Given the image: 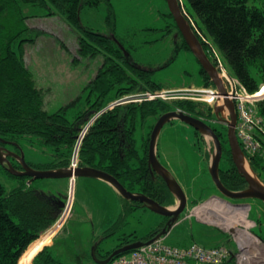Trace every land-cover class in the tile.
Returning <instances> with one entry per match:
<instances>
[{"label":"trees","instance_id":"trees-1","mask_svg":"<svg viewBox=\"0 0 264 264\" xmlns=\"http://www.w3.org/2000/svg\"><path fill=\"white\" fill-rule=\"evenodd\" d=\"M252 1L255 0H184L183 8L206 53L209 47L215 48L223 58L229 75L237 79L248 94L255 95L264 90V9L250 4ZM22 3L44 8V17H61L77 30L81 58L103 56L105 59L92 82L85 88L88 92L86 107L72 120L68 112L75 103L52 113L45 109L43 90L38 87L35 75L24 58L26 45L34 44L44 32L29 27L27 20L30 17L24 13ZM101 3H106L109 8L108 35L84 26L80 18L83 8H96ZM115 22L110 0H0V139L10 143H0L1 146L11 145L20 154L22 142H26L33 148L46 149L51 157L49 162L28 163L33 168H66L70 166L80 135L78 125L87 115L100 112L114 100L125 101L134 95L167 91L153 80L154 70L151 67L140 65L131 49L121 40H115ZM174 27L178 29L176 22ZM182 47L189 48L185 40ZM200 75L202 87H214L201 64ZM175 110L203 119L211 127L214 122L213 129L223 144L222 160L227 162V166L220 170L221 181L232 191L246 189L247 182L232 160L227 127L222 125L221 130L218 128L220 121L213 105L189 99L159 97L121 103L104 111L92 123L82 141L79 166L111 174L128 191L144 194L162 205L174 204L175 197L164 179L151 173L148 153L151 133L157 121L165 113ZM257 111L264 120V99L257 102ZM13 165L22 169L21 165ZM250 165L264 179L263 159L251 158ZM7 174L19 183L10 192L0 183V264H19L31 244L58 221L67 206L68 194H48L35 187L39 180L29 183V177ZM122 200L118 221L94 241L97 259L106 260L115 250L127 244L148 242L166 227L168 219H164L158 228L146 236L126 235L116 249L100 254L97 245L99 240L117 233L132 212L147 208L140 202ZM79 259L82 257L79 256ZM90 263L96 264L94 259ZM34 264L66 263L56 259L45 247L35 257ZM223 264H235V260L231 257Z\"/></svg>","mask_w":264,"mask_h":264},{"label":"rangeland","instance_id":"rangeland-1","mask_svg":"<svg viewBox=\"0 0 264 264\" xmlns=\"http://www.w3.org/2000/svg\"><path fill=\"white\" fill-rule=\"evenodd\" d=\"M180 2L184 5L183 0ZM110 3L116 17L117 39L115 40L119 39L125 43L140 65L154 70L152 74L154 81L165 87L167 91L204 88L200 87L203 81L200 75V63L190 48L182 47L184 38L174 27L175 20L170 16L167 0H110ZM250 4L264 9V0H255ZM22 6L24 13L30 17L27 20L29 27L44 32L34 44L26 45L24 58L35 75L38 87L43 90L45 109L52 113L63 106L75 103L68 112V117L72 120L86 107L88 92L85 88L92 82L105 59L103 56L94 59L81 58L78 52L80 35L77 30L61 17H44L46 13L44 8L24 3ZM108 15V6L106 3H101L96 8H83L80 18L84 26L108 35ZM195 87L199 89H188ZM121 101L123 100H114L100 112L87 115L78 125L79 134L88 132L92 126L89 125L91 122L95 123L105 109L111 110L113 105ZM222 125L226 127L222 123L217 124L220 130ZM138 129L140 130V127ZM223 129L226 131V128ZM209 146L214 150V143L209 135L200 136L193 127L180 120L168 122L158 137V158L173 173L188 200L187 209L163 240L167 245L181 248L195 242L204 247L228 246L235 254L238 245L232 229L225 230L222 227L223 231L217 226L218 223H214L215 221L211 222L209 218L193 215L196 214L193 210L195 207L197 209L218 198L215 203L225 212L237 214L241 217V222H247L246 208L228 207L225 203L226 199H220L221 194L213 183L205 159V152ZM4 147L8 152L17 153L11 145ZM22 151L27 163L49 162L51 158L46 149L33 148L26 142H22ZM12 159V164L20 165L18 160ZM220 166L224 169L227 162L223 159ZM7 172H9L7 168L0 163V183L7 192H10L19 181L10 177ZM261 179L264 182V179ZM76 181L78 183L74 179H41L35 183V187L52 195H64L69 189L71 190L67 203V205L71 204V211L65 217L67 222L63 233L55 239L53 255L66 264H92L90 262L93 259L94 241L101 238L118 221L122 201L118 192L101 180L78 178ZM228 201L250 206L251 232L262 240L260 244L262 247L257 246L259 249L249 253L250 264H259L260 260L264 263V203L257 199ZM167 206L176 205L174 203ZM164 219L166 218L149 208L135 210L117 233L99 240L97 244L99 253L104 254L116 248L126 235L135 234L137 237H143L149 234L158 228ZM235 222V218L231 215L227 222L224 220L222 224H231V227L237 230L239 226ZM58 229L59 226L54 225L41 237L46 238L51 232L50 238ZM235 235L240 239L237 234ZM35 245H31L27 250L21 264ZM79 256L82 259H79Z\"/></svg>","mask_w":264,"mask_h":264},{"label":"water","instance_id":"water-1","mask_svg":"<svg viewBox=\"0 0 264 264\" xmlns=\"http://www.w3.org/2000/svg\"><path fill=\"white\" fill-rule=\"evenodd\" d=\"M170 13L174 17L176 25L183 36L185 42L189 48L194 52L197 60L203 67V69L208 73L213 84L218 91L220 97L213 105L214 112L218 117L220 123H223L227 127V136L229 141V146L231 149V156L234 165L236 166L239 174H241L246 182L247 188L240 191H232L227 189L221 181L220 170H221V161L223 158V147L222 143L214 131L206 122L201 119L194 118L184 112L173 111L168 112L162 115L154 126L149 143V153H148V162L151 169V173L158 174L161 176L167 184L169 191L175 197V207L164 206L154 199L140 193H133L127 190V188L119 182L113 175L106 172L100 171L96 168L91 167H77L73 169L72 167H66L55 170H37L30 166L25 160V154L23 151H20V154L8 152L4 146L0 145V163L7 168L10 174L16 177H29L31 178L29 183H32L34 180H43V179H78V178H93L101 180L118 192V194L128 200L133 202H140L147 206L151 211L165 217L170 218L166 227L158 234L155 238L148 242H136L133 244H127L121 248L115 250L112 255L106 259L101 260L97 259L95 256V248L93 252V259L96 264H109L114 258L119 257L122 254L129 253L132 250L139 249L143 246L149 245L155 241L164 239L168 235L169 231L175 225L177 220L182 216L184 211L187 209V196L184 189L181 187L175 176L160 162L157 155V140L160 136V133L163 127L172 120H180L189 126L193 127L197 132L201 133L204 137L206 134L209 135L214 143V150L209 146L210 150V166L209 172L211 174L212 180L216 185V188L222 195L220 199L226 201L236 200V199H257L264 203V182L258 176L257 173L253 171L250 165V160L246 157L242 147L238 141L236 134V125H237V112L235 103L232 99L229 98V89L226 86V81L222 76L218 68L213 64V62L208 57L201 41L193 31L191 25L187 21L179 0H167ZM186 93V92H180ZM261 98V97H258ZM1 144H10L5 140L0 139ZM10 158H15L19 161L22 169L18 170L12 164ZM247 166L251 169L250 174L247 171ZM196 210V209H195ZM194 210V211H195ZM193 214V210H192ZM191 213L189 216L192 215ZM195 215V214H193ZM226 232V231H225ZM233 232V231H232ZM234 234V233H233ZM261 239V238H260Z\"/></svg>","mask_w":264,"mask_h":264},{"label":"built area","instance_id":"built-area-1","mask_svg":"<svg viewBox=\"0 0 264 264\" xmlns=\"http://www.w3.org/2000/svg\"><path fill=\"white\" fill-rule=\"evenodd\" d=\"M203 39L207 43L209 42L206 38ZM207 53L213 58L216 67L221 72L229 86V98L235 103L238 118L236 134L242 150L249 160L251 158H262L264 162V120L257 111V102L264 99V96L258 98L256 94H248L237 79L228 76L220 55L213 47H209ZM160 97L166 99L168 97V99L196 100L214 105L220 95L215 88L211 87L199 90L165 91L162 92ZM85 135L86 132L80 133L77 138V143L73 150L70 162V167L73 169L79 166V151ZM225 203L226 206L231 208H246L247 222H241L240 217H238L237 214H230L223 215L221 217L223 222L220 220V223H218L217 226L222 230L223 228L225 230H227V228L233 230L234 228L231 227V224H222L224 223V220L227 222L228 218L233 215L236 220L235 223L238 222L239 228L237 230L252 234L257 239V243H254L255 247H253L254 244H251L250 242L248 246L246 244L243 246L242 242L235 234L234 238L238 245V251L235 254L228 246L204 247L198 243H193L188 247L181 248L167 245L164 240L161 239L129 253L120 255L110 264H223L231 257L234 258L235 264H250L251 255H249V253L262 247V245H260L262 240L256 234L251 232L252 221L250 219V206L245 204H233L229 201H226ZM70 211V204H68L56 222L57 226H62L65 220H67L65 217L70 214ZM195 215L197 216V214ZM261 261L262 260L259 261V264H264Z\"/></svg>","mask_w":264,"mask_h":264},{"label":"bare ground","instance_id":"bare-ground-1","mask_svg":"<svg viewBox=\"0 0 264 264\" xmlns=\"http://www.w3.org/2000/svg\"><path fill=\"white\" fill-rule=\"evenodd\" d=\"M179 3L181 5V9L183 11V14L185 15V17L187 19V15L185 14V11H184V8H183V3L180 2V0H179ZM187 21L189 22L188 19H187ZM189 24L191 25L190 22H189ZM191 27H192V25H191ZM192 29H193V27H192ZM193 31H194V29H193ZM161 94L162 93H160V94H149V93H147V94H144V95H134L132 97H129L128 100L121 101V103L122 104H127V102H142L144 100H154L155 98H159ZM256 95H257V97L263 96L264 95V90L258 92ZM195 97H197V96H195ZM121 103H117V104L113 105V107L116 106V105H119ZM109 109L110 108H107V109H105V111H107ZM89 125H92V122ZM222 147H223V144H222ZM230 151H231V149H230ZM246 168H247V171L250 174L253 175V173L251 172V169L247 166V164H246ZM68 193H70V195H71V190L70 189L68 190ZM216 199H218V198H215L210 203H208L206 205H203L201 207H198L196 209L195 213L198 215L199 218H203V217L204 218H207V219L209 218L211 222H214L215 221L214 223H220V220L223 222V220L221 219V217L223 215H230L229 213L225 212L218 204L215 203L217 201ZM214 205H215V207H214ZM166 219L169 220L170 218H166ZM240 220H241V217H240ZM233 233L234 234H237L240 237V241L242 242L243 246H244V244H246L248 246L249 242L251 244L257 243V239L252 234H247L245 232H241V231L236 230V229H233ZM112 261H111V263H112Z\"/></svg>","mask_w":264,"mask_h":264},{"label":"crops","instance_id":"crops-1","mask_svg":"<svg viewBox=\"0 0 264 264\" xmlns=\"http://www.w3.org/2000/svg\"><path fill=\"white\" fill-rule=\"evenodd\" d=\"M184 1V0H183ZM209 41V40H208ZM215 49V48H214ZM216 50V49H215ZM217 51V50H216ZM218 52V51H217ZM208 54V53H207ZM219 54V53H218ZM209 55V54H208ZM220 55V54H219ZM210 56V55H209ZM211 57V56H210ZM220 57H221V55H220ZM212 58V57H211ZM213 59V58H212ZM221 60H222V62H223V64H224V66H225V63H224V61H223V58L221 57ZM215 63V62H214ZM225 69H226V72H227V74H228V76H230L229 75V73H228V71H227V68H226V66H225ZM231 77V76H230ZM233 78V77H232ZM235 79V78H234ZM226 86L228 87V89H229V86H228V84L226 83ZM200 87L202 88V85H200ZM212 88H215L216 89V87H215V85H214V87H212ZM188 89H199V88H188ZM225 125V124H224ZM207 153V154H206ZM209 154V155H208ZM158 155V154H157ZM208 156H209V158H208ZM205 159H206V161H207V165H208V167L210 166V150H209V147L207 148V151L205 152ZM172 173V172H171ZM173 174V173H172ZM100 181V180H99ZM75 182L76 183H78L76 180H75ZM105 183V182H104ZM214 183V182H213ZM107 184V183H106ZM111 187V186H110ZM113 188V187H112ZM116 191V190H115ZM68 193V192H67ZM116 193V192H115ZM70 198V193H68V195H67V200ZM119 199L122 201V203H123V200H122V197L119 195ZM70 207H71V204H70ZM121 209H122V207H121ZM196 209V207L193 209V210H195ZM122 211V210H121ZM120 211V212H121ZM66 222H67V220L62 224V226H60L59 227V229L56 231V233L52 236V237H50L49 238V236L51 235V232H50V234L49 235H47L46 236V238H44L45 236H43V237H41L39 240H37V241H35L33 244L35 245L36 243H37V245H35L34 247H32L30 250H29V252L26 254V256H25V261H24V263L23 264H34V259H35V257L39 254V252H41L45 247H48L49 248V250L53 253V249H54V247H55V239L58 237V235L61 233H63V231H64V229H65V225H66ZM55 225H56V223H55ZM52 229V228H51ZM50 229V230H51ZM55 232V231H54ZM170 232V231H169ZM146 236V235H145ZM144 237V236H143ZM166 237V236H165ZM47 238H49L48 240H47ZM33 244H31V245H33ZM114 249H116V248H114ZM114 249H112V250H114ZM111 250V251H112ZM24 256V255H23ZM19 264H21V260H20V262H19Z\"/></svg>","mask_w":264,"mask_h":264},{"label":"flooded vegetation","instance_id":"flooded-vegetation-1","mask_svg":"<svg viewBox=\"0 0 264 264\" xmlns=\"http://www.w3.org/2000/svg\"><path fill=\"white\" fill-rule=\"evenodd\" d=\"M21 170V169H20ZM221 197H222V195H221Z\"/></svg>","mask_w":264,"mask_h":264}]
</instances>
